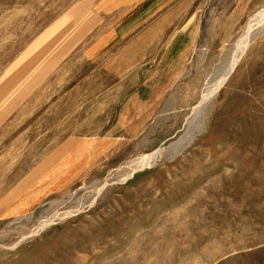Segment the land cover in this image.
<instances>
[{"label":"rangeland","instance_id":"obj_1","mask_svg":"<svg viewBox=\"0 0 264 264\" xmlns=\"http://www.w3.org/2000/svg\"><path fill=\"white\" fill-rule=\"evenodd\" d=\"M98 1L0 0V264H264V0Z\"/></svg>","mask_w":264,"mask_h":264},{"label":"bare ground","instance_id":"obj_2","mask_svg":"<svg viewBox=\"0 0 264 264\" xmlns=\"http://www.w3.org/2000/svg\"><path fill=\"white\" fill-rule=\"evenodd\" d=\"M264 11L260 14L263 15ZM259 14L257 15V18L253 21L257 22L258 19H261L262 16H260ZM264 19V16L262 17V20ZM253 21H250L247 25V27L244 29V31L242 32L241 35V39L239 40L238 46H237V50L236 53L234 54V56H232V61L230 64L229 69L227 70V72L225 73V77L229 76L230 73L232 74V71L234 70L235 66L238 63L237 60V53L238 52H242L246 49V45L249 43V41L251 40V38L254 36L255 32H256V28L258 27L257 25L260 22H257L256 24H253ZM229 78V77H228ZM227 80V79H226ZM222 86V83L219 84V86L215 89H212L211 87H205L201 93L200 96V100L199 102L194 106L193 109V113H199L201 112L207 105L208 103L215 97L216 93L218 92L219 88ZM202 113V112H201ZM200 121L198 122V124L196 125L195 128H197V131H201L204 125V115L201 116V118L199 119ZM193 136V131L190 130L183 138H181V140L176 143L173 147V150L175 151H179L180 149H182L186 144H188V142L192 139ZM157 153H153V154H148L145 155L142 159L144 166L146 165H150L151 160L158 154ZM46 225V222L43 224ZM44 227V226H43Z\"/></svg>","mask_w":264,"mask_h":264},{"label":"crops","instance_id":"obj_3","mask_svg":"<svg viewBox=\"0 0 264 264\" xmlns=\"http://www.w3.org/2000/svg\"><path fill=\"white\" fill-rule=\"evenodd\" d=\"M143 0H99L96 4V13L100 14V16L105 18H112L113 28L112 32L109 33L104 39L103 43L97 42L94 47H92L89 51L90 55H97L99 51L107 49L108 43L111 39L115 41L122 37L123 33L121 27L125 26L129 21V12L135 8H137V4H139ZM144 1H153V0H144ZM155 1V0H154ZM138 23V20H137Z\"/></svg>","mask_w":264,"mask_h":264},{"label":"water","instance_id":"obj_4","mask_svg":"<svg viewBox=\"0 0 264 264\" xmlns=\"http://www.w3.org/2000/svg\"><path fill=\"white\" fill-rule=\"evenodd\" d=\"M164 154V153H163Z\"/></svg>","mask_w":264,"mask_h":264}]
</instances>
